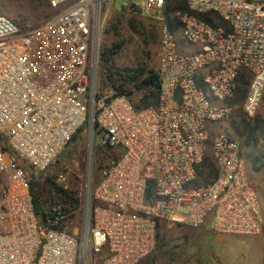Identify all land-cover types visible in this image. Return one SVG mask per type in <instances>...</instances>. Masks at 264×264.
Segmentation results:
<instances>
[{
  "label": "built area",
  "instance_id": "1",
  "mask_svg": "<svg viewBox=\"0 0 264 264\" xmlns=\"http://www.w3.org/2000/svg\"><path fill=\"white\" fill-rule=\"evenodd\" d=\"M167 1L132 7L160 12ZM185 1L187 11L175 15L194 51L179 53L171 28L161 26L158 101L141 109L126 96L97 91L104 5L111 0H46L56 13L37 27L0 15V264H82L83 251L104 252L101 264H138L166 226L264 232L239 142L210 129L232 115L229 103L245 72L242 111L252 119L259 109L264 0ZM86 124L99 131L102 147L120 154L95 186L87 185L78 240L51 227L58 218L40 223L29 174L52 166ZM205 156L216 174L198 184Z\"/></svg>",
  "mask_w": 264,
  "mask_h": 264
},
{
  "label": "rangeland",
  "instance_id": "2",
  "mask_svg": "<svg viewBox=\"0 0 264 264\" xmlns=\"http://www.w3.org/2000/svg\"><path fill=\"white\" fill-rule=\"evenodd\" d=\"M138 3L139 0H111L104 5L108 15L101 34L99 58L100 53L112 45H120L121 49L111 63L106 64L102 59L99 62L97 91L101 96L113 94L107 79L109 75L113 80L125 83L126 76L134 72L143 76L157 69L160 28L163 24H168L174 33L179 53L194 51V47L184 43L182 29L175 15L181 12L177 8L184 5L183 0H171L160 12H144L132 7ZM55 13L48 8L46 0H0V15L18 24L37 27L47 23ZM219 21L216 23L219 24ZM243 74L250 78L246 72ZM126 87L132 89L133 84H127ZM142 94L133 92L129 99L143 105ZM236 97L234 93L229 103L233 108L230 118L221 124L210 125V129H214V134L221 132L239 142L249 183L256 193L261 217L264 219V96L252 119L244 115L243 101L235 102ZM98 135L99 131L93 132L86 124L65 146L52 166L43 173L29 174L31 179L34 176L33 195L41 212L47 214L64 208L66 215L60 225L61 229L78 240L86 213L87 185L91 182L95 186L108 162L120 154V151L102 147ZM59 176L64 177L63 182L58 181ZM49 179L53 184L49 183ZM66 196L72 200L71 206L64 204L71 202L68 199L63 201ZM202 236L185 227H162L154 250L138 264H200L198 256ZM229 244L233 249L232 254H236L237 258L245 257L246 262L251 264H264V232L257 236L233 235ZM103 255L104 252L92 255L83 251L82 264H101Z\"/></svg>",
  "mask_w": 264,
  "mask_h": 264
},
{
  "label": "trees",
  "instance_id": "3",
  "mask_svg": "<svg viewBox=\"0 0 264 264\" xmlns=\"http://www.w3.org/2000/svg\"><path fill=\"white\" fill-rule=\"evenodd\" d=\"M171 0H168L170 2ZM184 5L179 9V11L184 12L187 11V5L186 1L183 0ZM167 3L165 7H167ZM205 19H208L206 16H203ZM219 25H224L219 21ZM121 46L120 45H112L109 49H105L101 55V59L104 63L108 64L111 63L114 59V57L118 54L120 51ZM100 59V61H101ZM108 81L109 84L113 90V97L115 96H126L128 100L132 103V105L136 109H141V108H146L149 106H155L157 101H158V94L160 90V81L157 76L156 70L153 71H148L145 75L142 76L141 73L139 72H134L132 75L126 76L127 82L125 83H119L117 80H113L112 77L109 75L108 76ZM250 78L246 76V74L240 75L239 79L237 80V87L235 89V94L237 95L235 102H242L245 98L246 92H247V87L249 85ZM133 84L132 89H127L126 85L127 84ZM135 92H143L141 96V102L143 105L140 104H135L133 103L129 97L130 95ZM247 130V127H246ZM74 138V137H73ZM72 138V139H73ZM71 139V140H72ZM216 174L214 164L210 160L208 156H205L203 159V162L201 164L200 170L198 172V179L196 180V183H207L209 182L212 178H214ZM49 183L53 184V182L49 179ZM30 189H31V194H32V200L34 204V210L35 214L38 217V220L40 223L45 224L47 220L54 221L56 218H58L57 222L55 224H51V227L55 229H61V223L64 220L65 214V209L61 208L60 210H54L50 213L44 214L41 212V207L37 201L36 198H34L33 195V190H34V176L32 177L30 181ZM152 195V190L148 189L146 192V198L151 197ZM69 198L66 196V199L63 201H67ZM70 203L64 202V204L71 206L73 204L72 200ZM158 236V235H157Z\"/></svg>",
  "mask_w": 264,
  "mask_h": 264
},
{
  "label": "crops",
  "instance_id": "4",
  "mask_svg": "<svg viewBox=\"0 0 264 264\" xmlns=\"http://www.w3.org/2000/svg\"><path fill=\"white\" fill-rule=\"evenodd\" d=\"M172 227V226H166ZM181 227V226H180ZM197 235H203L201 240V250L199 252L200 264H246L245 257L237 258L232 254L230 246L233 235H219L212 233L206 226L193 229ZM237 236V235H236ZM238 256H242L239 254ZM212 259V260H211ZM251 264V263H247Z\"/></svg>",
  "mask_w": 264,
  "mask_h": 264
}]
</instances>
